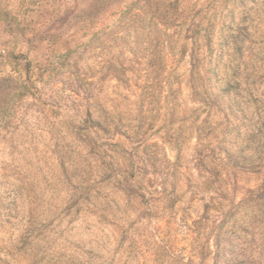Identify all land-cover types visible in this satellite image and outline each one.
<instances>
[{
    "label": "rangeland",
    "instance_id": "1",
    "mask_svg": "<svg viewBox=\"0 0 264 264\" xmlns=\"http://www.w3.org/2000/svg\"><path fill=\"white\" fill-rule=\"evenodd\" d=\"M263 114L264 0H0V264H264Z\"/></svg>",
    "mask_w": 264,
    "mask_h": 264
},
{
    "label": "trees",
    "instance_id": "2",
    "mask_svg": "<svg viewBox=\"0 0 264 264\" xmlns=\"http://www.w3.org/2000/svg\"><path fill=\"white\" fill-rule=\"evenodd\" d=\"M226 95H228L230 97V106H229V110H230V113H235V112H239L237 109H236V106H235V93L232 91V90H229L226 92ZM252 105L253 107H256L257 106V102L256 101H253L252 102ZM263 118H264V114H263Z\"/></svg>",
    "mask_w": 264,
    "mask_h": 264
}]
</instances>
